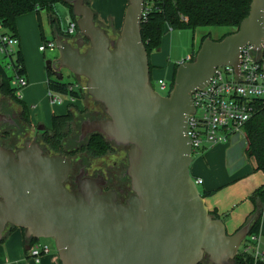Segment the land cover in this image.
I'll list each match as a JSON object with an SVG mask.
<instances>
[{"label":"water","instance_id":"obj_1","mask_svg":"<svg viewBox=\"0 0 264 264\" xmlns=\"http://www.w3.org/2000/svg\"><path fill=\"white\" fill-rule=\"evenodd\" d=\"M70 1L79 36L56 34L57 64L85 77L87 93L107 114L83 121L80 137L100 133L130 147L126 173L133 193L122 202L116 190L104 191V176L84 170L74 192L67 185L71 157L45 153L37 139L16 150L0 142V239L10 225L25 229L27 238H52L62 264H199L206 256L212 264H231L251 222L230 234L212 215L191 172L188 119L196 110L193 93L218 67L233 66L239 75L244 46L264 45V0H252L237 31L220 40L207 36L193 61L180 62L168 95L152 84L141 31L145 0H129L115 40L85 0ZM1 123L17 124L0 105Z\"/></svg>","mask_w":264,"mask_h":264},{"label":"trees","instance_id":"obj_2","mask_svg":"<svg viewBox=\"0 0 264 264\" xmlns=\"http://www.w3.org/2000/svg\"><path fill=\"white\" fill-rule=\"evenodd\" d=\"M85 2L91 6L90 0H85ZM251 3L252 0H145L146 13L141 24L143 41L150 55L153 51L161 48L162 39L167 29H189L195 31L197 28L205 26L231 27L232 31L224 34L223 37H225L238 30L241 22L250 13ZM58 4L66 5L72 19L77 21L70 0H0V19L8 31L18 36V19L21 16L32 12L40 15L41 11H46L52 25H55L56 34L59 33L66 38H76L75 35L66 34L61 30L57 14ZM95 20L97 23V14ZM77 35L79 36L78 33ZM207 36H210V33L203 35L201 42ZM86 41L89 43L88 38H86ZM195 56L196 54L193 55V60ZM14 64L16 74L27 75L22 49L18 50L14 58ZM150 65L152 71L151 60ZM177 67L178 65L174 69L171 89L174 86ZM52 71V69H48L47 83L50 90L70 96L74 100L85 97V90H81L79 87L75 88L74 84L67 83L57 77L53 79ZM12 81L13 75L7 72V68L0 56V95L4 101L14 102L20 107L17 118H14L17 122L15 126L7 123L0 124V142L9 148H15L32 125L30 107L23 99L18 97L19 89L13 85ZM0 105L1 111L5 113L4 105L1 102ZM71 107L72 104L68 107L66 113L53 114L51 126L41 132V135L37 138L45 153L71 157L80 151H85L87 155L93 158L103 157L108 153H112L116 144L107 140L100 133L89 135L83 143V148H77L80 145V143L76 144L80 123L78 122V115ZM244 132L248 142L246 151L251 157L255 158V169L264 172V100L256 101L253 116L244 124ZM73 188L72 186L70 187V189L74 190ZM200 192L203 197L210 193L201 189ZM252 200L255 203V208L249 216L248 222H251L250 234L253 235L259 234L261 228L264 209V186L256 190L252 195ZM211 213L214 217L222 218L216 211L211 210ZM15 229L17 227L8 226L4 237L0 239V243L4 242ZM23 231L26 232L25 229ZM35 241L36 239L34 238L26 237L27 245H32ZM199 264L212 263L206 256ZM231 264H264V260L256 261L251 252H247L242 248Z\"/></svg>","mask_w":264,"mask_h":264},{"label":"rangeland","instance_id":"obj_3","mask_svg":"<svg viewBox=\"0 0 264 264\" xmlns=\"http://www.w3.org/2000/svg\"><path fill=\"white\" fill-rule=\"evenodd\" d=\"M92 1V9L105 17L109 18V15H113L115 25H123L124 14L127 6L123 7V2H127V0H91ZM121 3V5H119ZM63 6L62 4L57 5V9ZM124 9V10H123ZM101 10V12H100ZM123 12L121 19L117 17L118 12ZM58 18L61 20V25L63 28H68L69 20L68 17L65 18L66 14L64 12L57 11ZM65 17H64V16ZM106 19V18H105ZM232 31L231 27L228 26H205L199 27L195 31L193 30H170L167 29L163 39L162 45L159 50L153 51L150 54V60L152 64V84L156 90L164 95H168L171 89V83L173 80V72L174 66L177 61L186 58L189 54H197L199 50V46L201 43V39L203 35L209 34L213 39H220L224 34ZM112 39H116L120 33V29L107 30ZM18 33L22 37L25 36L27 46L24 50V56L26 60V67L29 72V84L23 87L18 95H22V99L28 104L30 107L31 115L34 119L31 127H29L25 136L20 139L17 146H22L23 142L30 139H37L41 135L42 131L37 130V126L39 124H44L46 128L50 127L53 114H62L66 113L68 107L72 104V109L78 115V122L81 125V122L85 120L86 117L93 118H101L105 116V108L104 106L95 101L92 96L87 93V89H85L86 95L83 99H75L72 100L70 96L62 95L63 102L62 103H51L50 98V90L48 88V61H52L53 69L60 70V72L64 75L63 81L67 83H72L75 86L77 84H86L87 79L85 77H79L72 73L66 67H60L57 62L60 58V52L56 47L50 48L48 47L45 51L41 50V46L46 44L47 42H55L56 43V33H55V25H52L49 15L46 11H41L40 15L36 12H32L26 15L21 16L18 19ZM86 44L85 48L88 47ZM3 58V57H2ZM6 63L5 59L3 58ZM52 69V70H53ZM7 72L10 75H14V70L11 67H7ZM27 77V75H26ZM35 77V80H34ZM52 78L55 79L56 75L52 71ZM28 79V77H27ZM168 83L167 89H162L161 84L163 82ZM31 91L33 97L27 98L26 92ZM25 97V98H24ZM0 102L4 105L6 110H10L9 112L13 113V117L17 118L20 107L11 101H4L3 97L0 95ZM39 115V116H37ZM45 115V117H44ZM44 118L46 122H39L38 118ZM79 135L76 139V144H79ZM247 137L245 133H239L235 137L231 139V141L226 144L228 147H231V154L235 159H238L242 156L245 158L251 159V156L247 153ZM76 145V146H77ZM219 145V144H218ZM216 146V145H214ZM220 146L223 149L227 148ZM128 148L118 147L115 149L114 153H108L103 157L93 158L89 155H82L83 164L88 166V173H104L107 174L108 170H114L116 173L120 171L122 174L127 170L129 165L128 162ZM199 153L193 154L194 164L198 161L200 157ZM80 153L77 155V157ZM221 156V155H220ZM75 157V158H77ZM121 166H123L121 168ZM80 166L78 164L74 166V176L78 174ZM199 188L202 189V186L199 185ZM42 242L47 243L50 246V249L53 253H57V248L55 245V241L52 238H42Z\"/></svg>","mask_w":264,"mask_h":264},{"label":"built area","instance_id":"obj_4","mask_svg":"<svg viewBox=\"0 0 264 264\" xmlns=\"http://www.w3.org/2000/svg\"><path fill=\"white\" fill-rule=\"evenodd\" d=\"M145 13L146 10L144 16ZM77 29V21L72 19L69 20L68 28H64V32L76 37ZM48 47L54 48L56 43L49 41L40 48L45 51ZM254 47L253 44L244 46L239 75L233 66H220L209 84L193 93L196 110L188 119V134L192 140L193 154L203 152L210 146L227 144L237 134L245 133L244 124L253 116L256 101L264 100V45L261 49ZM19 49V36L8 31L0 19V56L5 59L6 63L4 60L3 63L6 68H13L12 83L19 89L18 92L29 84L26 75L15 73L14 58ZM187 61H193V54L187 55L180 62ZM74 87L85 90L86 84L79 83ZM167 87L168 83L164 81L161 88L167 89ZM50 92L52 104L63 102L62 93L53 90ZM18 97L22 99V95ZM194 179L199 186L202 180ZM246 239L241 244L240 250L243 248L251 252L256 261L264 260L259 234H249ZM50 250L47 243L36 239L30 245L29 254L36 262H40Z\"/></svg>","mask_w":264,"mask_h":264},{"label":"crops","instance_id":"obj_5","mask_svg":"<svg viewBox=\"0 0 264 264\" xmlns=\"http://www.w3.org/2000/svg\"><path fill=\"white\" fill-rule=\"evenodd\" d=\"M90 2L92 5L91 0ZM128 3L129 0L123 2V7L127 6ZM57 11L64 12L66 17L63 16L65 18L68 17V20H72L70 11L66 5L60 6ZM122 13L121 11L118 12L117 17L119 19L123 16ZM96 14L97 24L105 30L121 29L122 25L121 27L115 25L113 15H109V18H107L98 12ZM18 36L20 38V49H22L24 54L27 42L24 35L21 37L18 33ZM180 61L175 63L174 69ZM27 77L29 80L28 70ZM31 91L26 92L25 96L27 98L33 97ZM31 118L33 123L34 119L32 115ZM38 121L46 122L42 117L38 118ZM221 145L222 147L227 146L226 144L210 146L201 152L195 164L193 160L191 172L195 178L202 180L200 183L202 186L201 190L210 192L205 197L210 210L216 211L222 217L226 223L228 233L233 234L248 223L249 216L255 208L252 195L257 189L264 186V172L255 169V158L251 157V159H248L242 156L235 159L231 154L232 148L227 146V148L222 150ZM259 236L260 248L264 253V209ZM26 247V232L21 228L15 229L4 242L0 243V264H62L58 254L53 253L52 250H50L49 254L44 255L40 262H36L30 256L29 249Z\"/></svg>","mask_w":264,"mask_h":264},{"label":"flooded vegetation","instance_id":"obj_6","mask_svg":"<svg viewBox=\"0 0 264 264\" xmlns=\"http://www.w3.org/2000/svg\"><path fill=\"white\" fill-rule=\"evenodd\" d=\"M59 66L62 67L61 65H59ZM56 71H60V70H56ZM9 111L10 110H6L5 113L8 114V115H12L13 116V113L9 112ZM106 117H107V114L105 112V116L104 117H101V118L86 117L85 120L86 119H90V120L102 119V118H106ZM85 120H83V121H85ZM82 122H81V124H82ZM13 126H15V125H13ZM80 129H81V125H80ZM37 130H38V128H37ZM41 131L43 132L44 130H41ZM89 135H91V134H89ZM80 136H81V131H80V135H79V143H80V145L77 148H83L82 147L83 143L88 138V136H87L84 139H81ZM23 144H24V142H23ZM19 147H21V146H15V148H13V149L16 150ZM118 147H124V148H128V149L130 148L129 146H123V145H117L116 144L115 145V149L118 148ZM115 149H114V151H115ZM114 151L112 152V154L114 153ZM79 153H80V155L77 157V155ZM81 154L82 155L83 154L87 155V153L85 151H80L76 155L71 156V159H72V171H71L70 178H69V180L67 182L68 187L70 188L72 186V188H73V186L75 185L74 188H73L74 190H72V189L71 190L74 191V192L77 191V184L75 182V179H76V176L78 174H80V172L82 170H84L85 171L84 172L85 176H91V177H98L99 175L104 176V179L106 180V184L104 185V191H108V190H111V189L116 190L117 193H118L119 200L122 201V202H125L128 199V197L133 193V190H132V187H131V178L129 177V175H127V173H126L127 170L125 172H123L122 174L120 173V171H118L116 173V171H114L112 169H111V171L108 170L107 174L99 173V172L89 174L88 173V169L89 168H88V166L86 164H83V158H82ZM75 157H77V158H75ZM77 164H78V166H80V168H79L78 174H76L74 176V170L73 169H74V166H76ZM122 167L123 166H121V168Z\"/></svg>","mask_w":264,"mask_h":264}]
</instances>
